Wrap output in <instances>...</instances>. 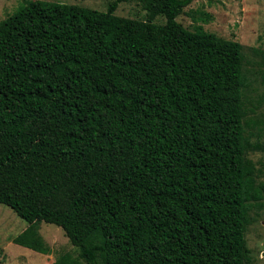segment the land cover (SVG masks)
<instances>
[{"label": "trees", "instance_id": "obj_1", "mask_svg": "<svg viewBox=\"0 0 264 264\" xmlns=\"http://www.w3.org/2000/svg\"><path fill=\"white\" fill-rule=\"evenodd\" d=\"M129 1L144 19L115 13ZM191 2L25 0L0 20V204L27 223L13 243L50 254L44 221L76 250L50 264H249L264 124L242 44Z\"/></svg>", "mask_w": 264, "mask_h": 264}, {"label": "rangeland", "instance_id": "obj_2", "mask_svg": "<svg viewBox=\"0 0 264 264\" xmlns=\"http://www.w3.org/2000/svg\"><path fill=\"white\" fill-rule=\"evenodd\" d=\"M25 0H0V20L12 14ZM77 4L84 7L105 10L110 0H48ZM186 12L194 11L210 15L207 23L199 21L207 31L234 39L243 46L246 58L245 70L249 85L246 89L250 112L248 118L264 124V0H192L184 8ZM115 13L120 16L144 19L145 11L135 1L121 2ZM158 16L155 21L163 23ZM177 20L185 27L192 28L194 22L186 13L180 14ZM257 139L264 143V128L252 130ZM250 157L264 173V150L248 152ZM258 180H264L261 174ZM252 222L247 227L246 240L250 249L249 264H264V195L262 207L250 211ZM27 223L16 215L8 206L0 204V264H50L61 252L76 253L61 227L41 221L39 234L51 249L50 254H41L30 248L12 242L13 237L25 229Z\"/></svg>", "mask_w": 264, "mask_h": 264}]
</instances>
